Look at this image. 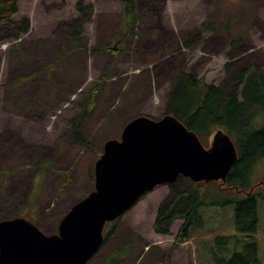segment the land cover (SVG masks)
Returning <instances> with one entry per match:
<instances>
[{
	"label": "rangeland",
	"instance_id": "rangeland-1",
	"mask_svg": "<svg viewBox=\"0 0 264 264\" xmlns=\"http://www.w3.org/2000/svg\"><path fill=\"white\" fill-rule=\"evenodd\" d=\"M137 2L139 23L123 44L118 43L119 56L107 47L124 35L121 0H20L18 14L0 25V221L24 218L46 235H57L65 215L95 190V165L105 144L120 140L125 126L137 117L164 118L179 72L205 77L232 92L240 87L238 73L264 68V0ZM24 23L30 31L17 39ZM73 24L84 27L82 48L87 51L74 49L70 42ZM232 37L239 38L236 46ZM229 63L231 71L226 69ZM43 68L41 75L19 80ZM103 77L109 78L108 88L100 94L95 113L79 122L78 103ZM135 77L147 84L133 108L120 112ZM212 140L204 146L209 148ZM45 160L52 163L47 176L38 172ZM249 182L254 188L246 193L222 182L200 185L204 227L188 242L198 264H215L208 248L230 255L224 251L225 241L217 237L241 236L236 227L238 202L249 192H264V159L254 166ZM193 183L183 177L179 186L185 191ZM174 197L171 186H158L121 218L107 223L106 232L116 227L118 234L89 264H101L127 243L132 258H138L135 264H142L139 260L153 246L143 262L149 264L160 251L158 245L180 244L175 240L179 221L171 229L173 235L161 236L154 228L159 209ZM256 238L264 264L262 199Z\"/></svg>",
	"mask_w": 264,
	"mask_h": 264
},
{
	"label": "water",
	"instance_id": "water-1",
	"mask_svg": "<svg viewBox=\"0 0 264 264\" xmlns=\"http://www.w3.org/2000/svg\"><path fill=\"white\" fill-rule=\"evenodd\" d=\"M239 158L232 138L218 131L206 148L174 115L140 116L109 140L95 165V190L46 235L24 218L0 221V264H88L104 243L107 223L121 218L145 195L181 177L226 183Z\"/></svg>",
	"mask_w": 264,
	"mask_h": 264
},
{
	"label": "trees",
	"instance_id": "trees-1",
	"mask_svg": "<svg viewBox=\"0 0 264 264\" xmlns=\"http://www.w3.org/2000/svg\"><path fill=\"white\" fill-rule=\"evenodd\" d=\"M121 3L124 35L115 37L113 46L107 47L116 56L122 53L118 43L123 44L133 34L140 19V7L137 0H121ZM19 4L20 0H0V25L9 22L18 14ZM79 11H81L80 7ZM227 25L229 29L230 23ZM29 31V24L24 23V26L17 30L16 38L19 39ZM83 33V26L73 24L70 28L69 40L74 49L87 51V48H82ZM231 42L233 46H236L239 38L232 37ZM99 49L103 47L96 50ZM232 66L233 63H229L226 69L231 71ZM45 70L43 68L31 75L25 73L19 76V80L26 81L33 75H41ZM250 72L244 70L238 73L236 79L240 87L228 92L223 85L209 83L205 77L199 78L182 70L173 82L166 113V115L177 116L189 130L199 136L204 144L218 131H223L232 138L238 148L239 158L233 165L225 184L228 188L242 193L254 188L249 186L250 176L254 166L264 159V68L252 74ZM108 81V77L95 81L83 94L82 100L78 103L80 115L77 120L79 122L95 113L100 94L108 88ZM78 136L81 140V136L79 134ZM51 168L52 163L45 160L41 163L38 172L47 176ZM182 180L183 177L169 185L175 190V197L159 209L154 224L156 233L170 235L174 223L182 221L184 224L176 237L178 243L191 240L195 231L204 227V220L200 214V208L204 205V196L200 185L205 183H193L191 187L182 191L179 186ZM246 195L245 199L238 202L236 211V227L241 236L217 237L218 241H225L224 251L230 255L221 256L215 252L214 248H208L215 264H260L256 234L258 232V200H264V192H249ZM117 231L116 227L107 232L105 229L104 245L116 237ZM120 250L107 257L103 264H119L124 252L119 255Z\"/></svg>",
	"mask_w": 264,
	"mask_h": 264
},
{
	"label": "crops",
	"instance_id": "crops-1",
	"mask_svg": "<svg viewBox=\"0 0 264 264\" xmlns=\"http://www.w3.org/2000/svg\"><path fill=\"white\" fill-rule=\"evenodd\" d=\"M147 84V81L143 78L135 77L134 80L131 82V85H129V89H127V97L124 100L123 104L121 105L120 112L127 111L129 109H132L134 104L137 103L138 99L141 97L142 94V88ZM119 115V114H118ZM179 228L177 229L176 233L178 234L181 226L184 224L182 221H179ZM177 223V222H176ZM175 234V233H174ZM177 234H175V240L177 237ZM172 231H171V234ZM164 236V235H161ZM189 241H186L184 243L176 244L175 242L169 245L166 243V245H158L160 248V251H157V255L154 259L150 260L149 264H198L195 262L192 257L195 256V252L191 254L190 251H193L192 247L188 244ZM127 243L125 246L126 251L122 253V260L119 264H127V258H131L128 261V264H135V261L138 260V258H135V260L132 258L133 251H131V246H128ZM193 246V245H191ZM121 247V248H123ZM155 248L152 246L151 249L144 253L143 257L139 260L143 264V262L146 260V258L153 252ZM120 250V247L117 246L116 249L113 251V254H115L117 251ZM213 260V258H211ZM104 261L101 262V264Z\"/></svg>",
	"mask_w": 264,
	"mask_h": 264
},
{
	"label": "bare ground",
	"instance_id": "bare-ground-1",
	"mask_svg": "<svg viewBox=\"0 0 264 264\" xmlns=\"http://www.w3.org/2000/svg\"><path fill=\"white\" fill-rule=\"evenodd\" d=\"M250 135V134H249Z\"/></svg>",
	"mask_w": 264,
	"mask_h": 264
}]
</instances>
